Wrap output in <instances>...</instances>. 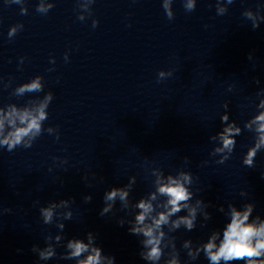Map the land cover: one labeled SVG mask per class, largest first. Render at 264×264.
Listing matches in <instances>:
<instances>
[{"label":"clouds","instance_id":"9594fccd","mask_svg":"<svg viewBox=\"0 0 264 264\" xmlns=\"http://www.w3.org/2000/svg\"><path fill=\"white\" fill-rule=\"evenodd\" d=\"M13 3L23 4V0H12ZM234 0H216V12L224 15ZM80 8L78 19L84 21L86 14L91 15L90 5L94 0H77ZM173 0H162V7L169 20L174 18L172 9ZM54 7L51 0H39L36 11L47 14ZM196 0H184V8L191 12L195 10ZM261 5L257 10L246 9L243 16L252 22L253 29L258 28L264 15L261 14ZM27 7H21V14L26 15ZM98 20L92 21L95 28ZM22 24L14 25L10 28L8 36L13 38ZM252 54L249 53V58ZM65 61L68 54L65 53ZM24 57L20 58L22 64ZM54 63V58L50 61ZM52 69H49L51 71ZM171 71L161 70L159 79L171 76ZM11 79L4 85L5 88L11 86ZM259 80L256 83L259 84ZM44 89L43 77L35 76L31 80L19 84L13 89L12 95L17 97L27 93H39ZM261 95V93H257ZM54 98L52 91H48L42 98L38 97L29 100L25 105L18 106L9 103L0 107V148H6L9 152L17 147L30 148L34 141L44 132L49 134L57 133L53 127L45 129L44 122L48 119L49 105ZM228 108L227 103L223 105ZM257 113L245 123V128L254 133V143L248 148L243 157V164L249 168L254 166L257 153L264 149V99H260L257 104ZM222 130L210 137V140L217 141L218 146L214 147L211 155H219L220 159L216 163H224L229 159L236 146L235 137L241 134V128L230 121L228 111L220 116ZM187 163L188 158L184 157ZM153 190L142 196L134 203L130 199V194L136 184V176L129 177L128 183L120 187H112L104 194V207L100 215L104 216L113 211L117 201L120 209L133 211V218L125 220L120 218L118 224L129 225L128 232L139 238L141 246L139 256L147 264H186L182 261L180 251L177 249L176 237L172 235L181 228L191 232L197 227L198 216L204 222L211 220V213L207 211L209 204L202 199L194 198L195 194L190 186L193 184V175L189 171L180 169L173 174H165L158 167L151 169ZM246 195V193H241ZM83 200L91 202L92 196L86 195ZM70 200L51 201L47 206L39 208V213L44 224L49 225L55 221L56 227L60 230L55 236L51 234L44 237L45 247L32 246V251L38 255L40 261H49L57 258V247H63L64 252L59 255V259L71 260L75 264H115V257L104 254L101 247L96 244V236L88 232L85 239L66 238L64 235L65 224L63 221L71 220ZM255 204L248 202L242 207H237L234 203H229L227 212L224 205H220L218 211L225 213L229 217L228 222L222 230H214L208 239L202 243L194 244L191 239H185L181 248L186 250L190 261L197 260L201 253L204 254L209 264H264V218L257 215L253 217ZM64 209L65 211H58ZM11 212V209H5ZM185 212V215H180ZM205 224H201L204 227ZM166 229V230H165Z\"/></svg>","mask_w":264,"mask_h":264}]
</instances>
